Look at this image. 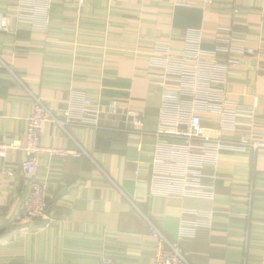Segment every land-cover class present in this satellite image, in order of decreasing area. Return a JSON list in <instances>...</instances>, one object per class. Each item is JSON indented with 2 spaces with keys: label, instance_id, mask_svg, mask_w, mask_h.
I'll list each match as a JSON object with an SVG mask.
<instances>
[{
  "label": "crops",
  "instance_id": "obj_1",
  "mask_svg": "<svg viewBox=\"0 0 264 264\" xmlns=\"http://www.w3.org/2000/svg\"><path fill=\"white\" fill-rule=\"evenodd\" d=\"M24 2L35 5L32 25L17 19ZM0 15L10 19L9 32H0V143L24 146L34 99L59 122L82 98L104 110L96 124L43 125L40 145L70 152L38 157L46 221L14 222L27 190L26 156L13 150L0 159V264H153L149 224L178 243L189 264H264V150L238 144L264 141V0H86L82 7L0 0ZM229 38L234 51L220 52ZM189 40L234 64L224 112H202L201 129L235 148L208 155L196 195L155 196L152 161L177 144L156 135L174 125L173 104L164 112L161 96L176 95L179 109L196 107L174 74ZM126 111L141 124L132 125ZM193 211L211 221L182 238Z\"/></svg>",
  "mask_w": 264,
  "mask_h": 264
},
{
  "label": "built area",
  "instance_id": "obj_2",
  "mask_svg": "<svg viewBox=\"0 0 264 264\" xmlns=\"http://www.w3.org/2000/svg\"><path fill=\"white\" fill-rule=\"evenodd\" d=\"M65 1L82 7L86 0ZM201 2L203 5H210L213 0H201ZM34 6L32 3H21L17 10L19 23L32 25L36 21ZM9 27L10 19L0 15V32H9ZM230 43L231 38L228 39L224 45L225 48L221 49L220 52L232 53L234 49ZM241 53L255 55L252 50H241ZM175 65L178 67V74L176 72L174 74L179 77L181 82L180 91L191 95L197 108L179 109L178 104H174L178 103L176 95H171L168 92L162 94L161 104L166 109L164 112H167L171 107L169 106L170 102L173 104L172 109L174 110H169V112L174 114V125L170 129L161 126L156 135L175 137L177 144L169 145L167 155L154 157L152 165L155 170L150 179V192L155 196L182 198L186 195H196L198 191H201L204 177L201 170L204 165H207L209 156L214 155L215 158L221 152L235 148L223 141L203 135L201 129L202 112L209 114L224 112L223 107L227 102L226 80L232 75L234 64L231 61H219L216 53L203 51L199 48L198 41L189 40L182 57L176 59ZM169 74L167 71V75ZM103 112L101 107H95L92 101L82 98L69 105L64 111L65 119L59 122L53 110L47 108L39 99L33 100L32 111L27 118L24 146H21L20 141L0 143L1 160L6 159L8 153L13 150H21L26 156L21 167L25 172L27 190L17 215L14 217V222L21 224L23 221L37 223L47 220L46 185L44 182H38L35 178L38 157L42 154L67 155L70 153L63 149L40 145L39 137L43 125L56 122L60 125L71 126L81 124L84 120L96 124ZM118 112V107L115 105L110 107L111 114L117 115ZM124 117L129 119L135 127L141 124L140 116L133 111H126ZM195 143H201L204 146L203 149L194 148ZM238 144L242 148L247 146L253 151L264 150V141L255 140L252 137L240 139ZM1 169L4 175L8 177L13 175L12 167L3 166ZM192 215L194 222L188 225L184 224L181 227L182 238H192L196 228L207 226L211 221V216L208 213L193 211ZM148 231L156 243L152 258L153 264H189L181 253L178 243L170 242L152 224H149ZM100 264H112V262L108 259H102Z\"/></svg>",
  "mask_w": 264,
  "mask_h": 264
}]
</instances>
